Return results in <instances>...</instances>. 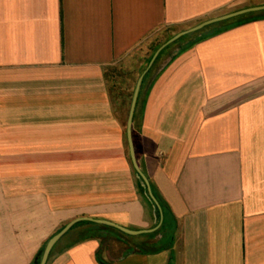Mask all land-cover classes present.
Returning <instances> with one entry per match:
<instances>
[{
    "label": "crops",
    "instance_id": "1",
    "mask_svg": "<svg viewBox=\"0 0 264 264\" xmlns=\"http://www.w3.org/2000/svg\"><path fill=\"white\" fill-rule=\"evenodd\" d=\"M253 2L0 0V264H31L78 218L154 231L95 233L104 224L81 220L46 264H264V16L145 74L133 140L162 212L127 137L145 70L133 92L141 66L118 75L144 62L162 29ZM73 230L85 236L61 242Z\"/></svg>",
    "mask_w": 264,
    "mask_h": 264
},
{
    "label": "water",
    "instance_id": "2",
    "mask_svg": "<svg viewBox=\"0 0 264 264\" xmlns=\"http://www.w3.org/2000/svg\"><path fill=\"white\" fill-rule=\"evenodd\" d=\"M264 11V4L262 5H256V6H251L248 8H243V9H239V10H235V11H231L229 13L220 15V16H216L207 20H204L203 22L190 27L186 30H183L177 34H175L172 38H170L167 42H165L162 46H160L158 48V50L155 52V54L153 55L151 61L149 62L147 68L145 69V71L141 74V76L139 77L135 90H134V94H133V99H132V104H131V108H130V113H129V118H128V123H127V137H128V143H129V148H130V154H131V159H132V163L133 166L137 172V175L141 181V183L143 184V186H145V188L147 189V193L149 195V197L151 198V200L156 204V206L160 209V211L162 212V207L160 205V202L158 201L157 197L154 194L152 185L148 179V177L146 176V174L142 171L138 160H137V156H136V152H135V146H134V140H133V119H134V114H135V109H136V105H137V101L139 98V94H140V90H141V86L143 83V79L145 77V74L148 72V70L151 68V66L153 65L154 61L156 60V58L159 56V54L161 53V51L166 48L168 45H170L171 43L177 41L178 39H180L181 37L190 34V33H194L197 31H200L210 25L213 24H217V23H222V22H226L229 20H232L234 18H237L239 16L248 14V13H252V12H261ZM81 220H90L99 224H104L107 226H111L114 227L122 232H125L127 234H131V235H138V234H142V233H149L154 231V229H145V230H140V231H136V230H132L129 229L127 227H124L120 224L114 223L112 221H108V220H103V219H92V218H78L75 219L71 222H69L68 224H66L64 227H62L58 232H56L46 243L42 255L40 257V260L38 261V264H46L48 261V258L54 248V246L59 242V240L78 222H80Z\"/></svg>",
    "mask_w": 264,
    "mask_h": 264
},
{
    "label": "rangeland",
    "instance_id": "3",
    "mask_svg": "<svg viewBox=\"0 0 264 264\" xmlns=\"http://www.w3.org/2000/svg\"><path fill=\"white\" fill-rule=\"evenodd\" d=\"M259 2V1H258ZM258 2H256L254 0V5H257ZM261 4H264V2H262ZM259 5V4H258ZM235 8H232V9H229V10H222L220 15H223V14H226V13H229L231 11H234ZM261 14H264V12H262ZM219 14H214L210 17H207L205 18V20L207 19H210L212 17H215ZM233 20H236V19H232V20H229V21H226L225 23L222 22V23H217V24H213V25H210L200 31H197V32H194V33H190V34H187L183 37H181L180 39H178L177 41L171 43L170 45H168L166 48H164L161 53L159 54V56L156 58V60L154 61L153 65L151 66L150 70H149V78L152 77V75L154 73H156V71H158L160 69V67L163 65V63L175 52V51H178L179 49L189 45L190 43H192L193 41H195L196 39H198L200 36L208 33V32H211V31H214V30H217L219 28H221L222 26H224L223 24H227V23H230L232 22ZM189 27H186V28H183V29H188ZM174 32H170V30H165V29H162L160 32H158V44H157V47L154 49V51L147 57L145 58V60H143L144 62H138V60H134L132 65L131 66H123L121 65V68L118 69V75L119 77L121 76L122 78H125L129 75V72L128 70L131 68V67H137L138 66H141V68H138V71L136 72L135 71V75L133 77V83L131 84V87H132V92L134 90V87H135V84H136V81H137V78L139 76L140 73H142L146 67L148 66L149 64V61L151 60L154 52L157 50V48H159L162 44H164L169 38H171L174 34H175V30H173ZM178 31V30H177ZM117 81H119V79H117ZM148 197V196H147ZM149 198V197H148ZM65 225V224H64ZM64 225L60 226L58 228L61 229ZM56 230L54 232V234L58 231ZM52 234V235H54ZM51 235V236H52ZM88 235V234H87ZM51 236L49 238H47L42 246L40 247L39 251L37 252L34 260L32 261L31 264H38V261L40 260V257L42 255V252H43V249L47 243V241L51 238ZM85 236V233L84 232H80L78 233V231H71L68 235H66V237H64V239H62L61 242H64V243H67V242H71V241H75L77 239H81Z\"/></svg>",
    "mask_w": 264,
    "mask_h": 264
},
{
    "label": "trees",
    "instance_id": "4",
    "mask_svg": "<svg viewBox=\"0 0 264 264\" xmlns=\"http://www.w3.org/2000/svg\"><path fill=\"white\" fill-rule=\"evenodd\" d=\"M264 16V14H252V15H250V16H239V17H237V18H234V19H236V20H233L232 22H230V23H227V24H223L224 26H222L221 28H219V29H217V30H214V31H211V32H208V33H206V34H204V35H202V36H200L198 39H202V38H204V37H207V36H210V35H213V34H215V33H218V32H220V31H222V30H225V29H228V28H230V27H232V26H234V25H237V24H240V23H243V22H245V21H248V20H251V19H255V18H258V17H263ZM225 23V22H224ZM198 39H196V40H198ZM195 40V41H196ZM194 42V41H193ZM192 42V43H193ZM192 43H190V44H192ZM142 188V190L143 189H145L144 187H141ZM95 226V228L94 229H96V230H93L95 233H99V232H101V230L103 229V227L105 226V225H98V224H96V225H94ZM152 249H150L149 248V246H148V244H145L144 246H142V251H145V252H148V251H151Z\"/></svg>",
    "mask_w": 264,
    "mask_h": 264
}]
</instances>
